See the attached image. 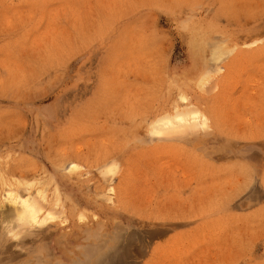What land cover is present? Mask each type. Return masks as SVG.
I'll list each match as a JSON object with an SVG mask.
<instances>
[{"label": "rangeland", "instance_id": "obj_1", "mask_svg": "<svg viewBox=\"0 0 264 264\" xmlns=\"http://www.w3.org/2000/svg\"><path fill=\"white\" fill-rule=\"evenodd\" d=\"M37 263L264 264V0H0V264Z\"/></svg>", "mask_w": 264, "mask_h": 264}, {"label": "bare ground", "instance_id": "obj_2", "mask_svg": "<svg viewBox=\"0 0 264 264\" xmlns=\"http://www.w3.org/2000/svg\"><path fill=\"white\" fill-rule=\"evenodd\" d=\"M166 123V122H165ZM168 124V123H166ZM162 125V124H161ZM169 126V125H168ZM165 127V126H164ZM160 128V126H159ZM155 129V127H154ZM157 130V129H156ZM159 130V129H158ZM156 131V133L158 132ZM154 131V130H153ZM162 132V131H161ZM39 192V191H38ZM5 201L8 202V204L11 205V208H9V211L7 214L11 215V218L16 222L17 226H24V225H29V224H34L38 225L40 224L43 220L41 219L40 211L37 209V204L34 202H31V199L28 197L22 198L19 197L16 194H9L5 197ZM47 203V201H46ZM10 217V216H9ZM14 223V226L16 225ZM13 226V227H14ZM16 227V226H15ZM19 227V229H21ZM11 229V227H8ZM17 228V227H16ZM8 229V230H10ZM13 230V228H12ZM11 230V231H12ZM10 232V231H9ZM13 234V233H12ZM17 235V234H16ZM114 235V234H113ZM85 250V249H84ZM93 251V250H92ZM91 251V252H92ZM85 253V252H84ZM90 257V256H89ZM87 258V257H86ZM39 261V260H38ZM37 262V261H36ZM41 262V261H40ZM38 264V263H37Z\"/></svg>", "mask_w": 264, "mask_h": 264}]
</instances>
